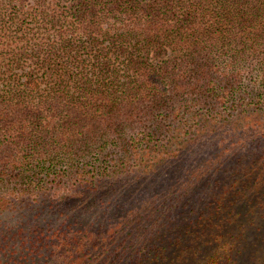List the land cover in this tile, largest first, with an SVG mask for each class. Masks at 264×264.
Listing matches in <instances>:
<instances>
[{"label":"trees","instance_id":"trees-1","mask_svg":"<svg viewBox=\"0 0 264 264\" xmlns=\"http://www.w3.org/2000/svg\"><path fill=\"white\" fill-rule=\"evenodd\" d=\"M0 4V264H264V0Z\"/></svg>","mask_w":264,"mask_h":264},{"label":"rangeland","instance_id":"rangeland-1","mask_svg":"<svg viewBox=\"0 0 264 264\" xmlns=\"http://www.w3.org/2000/svg\"><path fill=\"white\" fill-rule=\"evenodd\" d=\"M0 1H2V0H0ZM46 1V3H48V4H51V2L53 1V0H45ZM33 6H36V2L35 1H32V3H31ZM1 5V4H0ZM4 6V8H5V5H3Z\"/></svg>","mask_w":264,"mask_h":264}]
</instances>
